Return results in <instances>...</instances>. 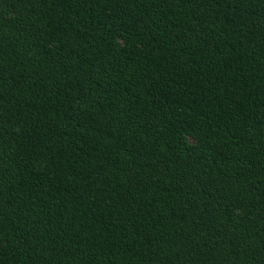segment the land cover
Returning a JSON list of instances; mask_svg holds the SVG:
<instances>
[{
  "label": "trees",
  "instance_id": "16d2710c",
  "mask_svg": "<svg viewBox=\"0 0 264 264\" xmlns=\"http://www.w3.org/2000/svg\"><path fill=\"white\" fill-rule=\"evenodd\" d=\"M0 264H264V0H0Z\"/></svg>",
  "mask_w": 264,
  "mask_h": 264
}]
</instances>
